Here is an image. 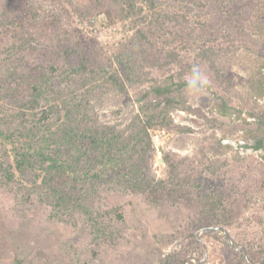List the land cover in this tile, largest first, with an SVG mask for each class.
I'll return each mask as SVG.
<instances>
[{"label": "rangeland", "instance_id": "rangeland-1", "mask_svg": "<svg viewBox=\"0 0 264 264\" xmlns=\"http://www.w3.org/2000/svg\"><path fill=\"white\" fill-rule=\"evenodd\" d=\"M152 11L139 19L118 0H0V264H239L220 231L201 233L213 219L196 195L153 201L102 185L84 196L91 178L77 177L78 201L105 212L113 233L97 240L77 211L50 217L39 169L15 166L17 141L44 123L127 138L157 85L172 101L163 128H148L149 168L162 176L168 152L221 189L239 206L230 237L264 255V149L250 147L264 143V0H157Z\"/></svg>", "mask_w": 264, "mask_h": 264}, {"label": "trees", "instance_id": "trees-1", "mask_svg": "<svg viewBox=\"0 0 264 264\" xmlns=\"http://www.w3.org/2000/svg\"><path fill=\"white\" fill-rule=\"evenodd\" d=\"M118 1L121 2L124 16L139 19L153 17V13H143V9L145 7L152 11L157 4V0H138L141 3L135 0ZM103 68H105L103 69L105 74L109 72L105 65ZM108 79L114 86L124 90L116 73L108 74ZM34 86L36 91L42 89L40 85L37 87L34 84ZM179 86H181L180 83ZM152 91L157 96V102L150 105L145 103L139 105L136 118L142 123L140 128L130 133L127 138H124L121 133L115 137H108L103 133L89 137L84 131L78 132L77 128L74 130L64 128L63 130L61 127V130L58 129L59 132H57L44 123L41 128L38 127L35 132L36 136H30L29 131L33 130V127H30L27 129L29 131L24 134L25 137L17 141L19 143L16 145L18 151L14 155L15 166L20 170L29 168V166L39 169L38 194L42 201L49 204L50 217L63 218L67 210L77 211L83 216L92 238L113 239L112 231H107L99 221L105 212L100 213L89 205L80 203L77 199L82 186L77 185L76 178L89 175L91 178L89 188L83 185V188H87L86 193L82 191L84 196L96 192L102 185L120 191L145 193L153 201L158 198L191 200L196 195L201 198V203L213 219L207 220L198 227L209 225L226 227L233 223L232 219L239 208L237 203L233 206L234 201L227 199L221 189L213 188L205 179L194 176L186 168H180L179 163L168 152L163 153L162 176L156 175L149 168L146 148L152 143L148 128H163L162 112L166 111L167 105L172 101V97H169L172 92L170 86L157 85L152 87ZM47 104L46 109L47 107L49 109L43 108L44 111L52 113L53 103ZM42 112L43 110L41 114ZM27 114L29 117L32 111ZM141 114L145 116V119L140 118ZM6 128H9V125ZM83 135L87 142L84 141ZM250 147L254 150L264 149V143L262 140H257ZM2 176L7 180L12 177V173L7 169ZM202 199H205V202ZM216 209L222 212L216 213ZM111 212H114L118 219L122 216L118 212V207L112 209ZM259 219L263 221L262 216ZM228 247L234 254L239 255L241 259L239 264H250L246 261L242 251L234 250L229 245ZM242 247L245 248L250 262L264 264V255L257 258V252L246 245ZM171 264L177 263L172 261ZM178 264L182 262L179 261Z\"/></svg>", "mask_w": 264, "mask_h": 264}, {"label": "water", "instance_id": "water-1", "mask_svg": "<svg viewBox=\"0 0 264 264\" xmlns=\"http://www.w3.org/2000/svg\"><path fill=\"white\" fill-rule=\"evenodd\" d=\"M262 217L264 219V213L262 214ZM200 231H201V233H203V232H209V231H220L224 235V237H225L228 245L232 249L237 250V251H242L243 252V255H244L245 259H246V261L249 262L250 264H255L253 262H250V260H249V258L247 256V253H246L245 248L242 247V246H237L235 244V242L232 240V238L230 237L228 231L223 226H220V225H210V226H206V227L202 228Z\"/></svg>", "mask_w": 264, "mask_h": 264}, {"label": "flooded vegetation", "instance_id": "flooded-vegetation-1", "mask_svg": "<svg viewBox=\"0 0 264 264\" xmlns=\"http://www.w3.org/2000/svg\"><path fill=\"white\" fill-rule=\"evenodd\" d=\"M262 219H263V217H262ZM263 221H264V219H263Z\"/></svg>", "mask_w": 264, "mask_h": 264}]
</instances>
